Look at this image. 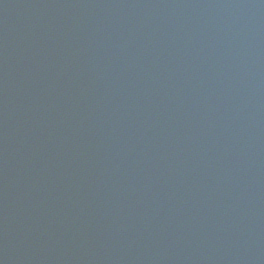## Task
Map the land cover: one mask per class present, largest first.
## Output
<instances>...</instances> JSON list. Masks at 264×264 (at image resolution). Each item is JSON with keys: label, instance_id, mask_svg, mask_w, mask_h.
Returning <instances> with one entry per match:
<instances>
[{"label": "water", "instance_id": "95a60500", "mask_svg": "<svg viewBox=\"0 0 264 264\" xmlns=\"http://www.w3.org/2000/svg\"><path fill=\"white\" fill-rule=\"evenodd\" d=\"M0 264H264V0H0Z\"/></svg>", "mask_w": 264, "mask_h": 264}]
</instances>
